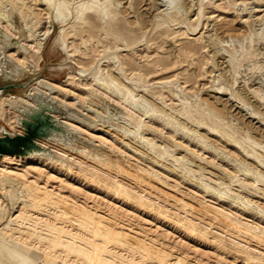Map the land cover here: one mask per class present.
Masks as SVG:
<instances>
[{"label":"rangeland","instance_id":"obj_1","mask_svg":"<svg viewBox=\"0 0 264 264\" xmlns=\"http://www.w3.org/2000/svg\"><path fill=\"white\" fill-rule=\"evenodd\" d=\"M176 3L169 9L162 0H58L50 15L40 0H0V13L13 4L29 25L24 33L36 32L21 44L26 55L9 53L30 72L17 82L35 78L30 93L46 92L40 83L54 85V97L70 106L75 136L93 146L79 144L76 152L40 142L53 160L0 155V264H258L168 216L264 255L263 244L189 208L203 203L219 218L264 234L261 218L197 188H221L264 211V0ZM10 34L21 41L17 29ZM4 40L0 33V45ZM15 74L3 72L0 86ZM110 80L120 97L101 87ZM26 90L0 94V136L24 132L4 101H28ZM141 99L160 117L134 112ZM128 113L150 130L138 132ZM126 191L165 214L133 203Z\"/></svg>","mask_w":264,"mask_h":264},{"label":"bare ground","instance_id":"obj_2","mask_svg":"<svg viewBox=\"0 0 264 264\" xmlns=\"http://www.w3.org/2000/svg\"><path fill=\"white\" fill-rule=\"evenodd\" d=\"M164 1V3L166 4V6L170 9L174 3H176V0H162ZM40 2L43 4V6H45L49 12V14L51 15L52 12H57L59 10V4H58V0H40ZM7 3H11L10 1H7ZM162 3V2H161ZM163 4V3H162ZM177 4V3H176ZM176 6V5H175ZM179 6V5H178ZM177 6V7H178ZM166 9V8H165ZM168 9V10H169ZM178 9V8H176ZM20 14L21 11L19 8H17L16 6H14L13 4H11V10L5 14L0 13V33L1 36L5 38V44L4 45H0V61L3 64V68H4V72L6 73V70H13L16 72L15 76H14V80L13 81H18L21 80V77L23 75H28L30 74V72H27L24 68H22V66H20L21 64L17 63V60L15 61L13 59V57H11L9 55V53L11 51H14L15 49H17L18 51H22L23 55H26L28 53V49L27 48H22V43L23 41L26 42H33L34 39L36 38V32H32L31 35H27L25 34L26 32L24 31L29 25L28 24H21L20 21ZM13 17H15V21L13 22L12 19ZM51 19V17L49 18ZM7 24V25H6ZM52 24V23H51ZM6 26L8 29H6ZM17 26V27H15ZM23 26V28H22ZM53 26V25H52ZM11 27L15 28L18 30V34H16V36H20L21 41H17L16 39H13L11 34H10V29ZM54 28V27H53ZM22 32L24 33V35L22 36ZM51 35V34H50ZM39 40L37 39L36 42H38ZM17 46V47H15ZM3 53V55H1ZM4 58V60H3ZM3 60V61H2ZM28 60V59H25ZM29 62V61H27ZM14 68V69H13ZM17 68V69H16ZM16 69V70H15ZM37 73V72H34ZM32 74V73H31ZM41 80V79H39ZM38 80V81H39ZM37 81V82H38ZM40 86L42 87L41 90H45L46 92H42L40 90H37V92L35 93H30V88L29 87L26 90V95L23 96L25 99H27L28 101H25L24 99L20 98V96H16L15 99H11L9 98L7 101H4L5 104H7L10 107V110L15 111L16 113H14L15 116V121L17 120V125L20 127V118L22 117L21 111L23 109H29L30 107H36L34 102L30 99V97L36 95V94H42L44 96H47L48 98H51L52 101H55L57 103H59V105H61L62 107H64L65 109H68L70 106H64L62 104V102L55 98L54 95L56 94V92H54L55 89H57L54 85H51L47 82H43L42 84L40 83ZM101 87L106 90L107 93H110L112 95H114L115 97H120L121 96V90L119 89V87L117 86V83L114 80H110L109 84H103L101 85ZM93 97L95 96L94 92H92ZM107 95V94H106ZM12 96V95H10ZM2 97H6V96H1ZM97 98V97H96ZM103 98V97H102ZM102 98H100V103H102ZM107 99V98H106ZM105 99V100H106ZM104 101V99H103ZM108 100H106L107 102ZM108 103V102H107ZM106 103V104H107ZM103 105L105 104V101L102 103ZM6 107V106H5ZM133 110L134 112H138L143 115L141 116H150V117H160L158 110H156L153 106H151L146 100H139L138 103H136V105L132 104ZM87 109L89 110L88 113H90V111H92L90 108L87 107ZM119 110V109H118ZM126 110L123 108L122 111L119 113V115L117 116L119 120L125 118L124 116V112ZM136 113H128V115L126 116V119L128 121H133V120H138V125H137V131H149L150 129H144L143 123L140 121V117H138L137 115H135ZM101 116V115H100ZM54 117L58 120H62V125H64V127H66L68 129V131L70 132V135L68 136V138L66 139V141L62 140V139H51V140H41L39 141V145L40 142H46L48 144L51 143H56V144H64L65 146L68 148H72L73 150H76V152H78L77 150H79V144L87 146V147H93L89 142L85 141L84 139H79L74 135H77L78 133L76 131L73 130V126L70 124V122H74L72 120V115H66L65 117H60L59 114H54ZM99 118V117H98ZM152 119V118H151ZM105 120V119H104ZM157 120V119H156ZM82 122H84L83 120H81ZM76 123V122H75ZM111 124V123H110ZM167 125L169 126L170 123H167ZM173 125V124H172ZM115 126V124H114ZM172 127V126H171ZM198 127V126H197ZM21 128V127H20ZM174 128V127H173ZM144 129V130H143ZM175 129V128H174ZM22 130V128H21ZM187 129H185L186 131ZM180 131V130H179ZM23 132V130H22ZM189 132V131H188ZM191 132V131H190ZM24 133V132H23ZM22 133V134H23ZM2 136L4 134H10V135H15V134H19L17 132L15 133H10L7 132L6 130H3L1 132ZM73 137H72V136ZM188 135V134H185ZM131 137V136H130ZM133 139V138H132ZM80 142V143H79ZM200 142V141H198ZM200 144H206L205 141H202ZM209 144V143H208ZM79 145V146H78ZM41 146V145H40ZM42 147V146H41ZM81 147V146H80ZM98 147V146H96ZM44 148V147H43ZM204 148V147H203ZM85 149V148H84ZM133 151H135L136 153L141 155V152H139L137 149H134L132 147ZM212 150V149H211ZM80 151V150H79ZM82 151V150H81ZM85 152L87 153L88 156H90L92 159L95 160V155L93 154L94 151H91L90 149H85ZM250 153V152H249ZM101 154V153H100ZM107 155V154H106ZM1 156H14V155H1ZM102 156V155H101ZM115 156V155H114ZM15 157H20V156H15ZM105 157V156H104ZM22 159H32V158H44V159H54V156L51 154H39V155H34L31 157H27V158H23L20 157ZM99 158V156H98ZM119 158V157H117ZM146 158V157H145ZM104 159V158H103ZM228 159V158H227ZM65 160V159H64ZM115 160V158H114ZM149 160V159H148ZM250 161V160H249ZM61 162V161H60ZM59 162V163H60ZM109 162V161H108ZM236 162V161H235ZM62 165V163H60ZM121 164V163H120ZM65 165V163H64ZM117 165V164H116ZM119 165V164H118ZM72 166V165H71ZM239 167L243 166V163H239V165H237ZM121 169V168H120ZM248 169V168H247ZM244 169L245 173H248V175L250 176V170ZM184 172V171H183ZM243 172V173H244ZM253 172V171H251ZM119 173V172H118ZM254 173V172H253ZM184 175V173H182ZM130 177H132L135 181L141 179V183H144L143 179L140 177H135L132 176L130 173L127 174ZM126 175V176H127ZM256 175V174H253ZM259 175V174H257ZM147 176V175H146ZM261 176V175H260ZM185 177V176H184ZM183 177V178H184ZM248 177V176H247ZM254 177V176H252ZM258 177V176H257ZM262 177V176H261ZM187 180V179H186ZM103 183H106V181L101 180ZM257 182V181H256ZM198 183V182H197ZM193 185V184H192ZM197 188H199L201 191H203V193L205 192V194L209 195V197L216 199L219 202H223V203H233L234 206H236L237 208H239L241 211H243L246 214H249L251 216H258L259 218H261L262 222L264 223V211L260 209L259 206H252L251 202H243V199L241 198H236L234 194L231 193H225L221 188H213L211 186L208 185H204L202 182H199L197 184ZM258 193V192H257ZM120 195L123 196V191L120 192ZM128 199H130L133 203L135 204H140L141 207H144L145 209H152L160 214H165V211L157 206H155L154 204L148 203L146 201L141 200V198L137 195H135L134 193H131L129 191H126V195H125ZM194 198V197H193ZM169 199V197H168ZM177 203H182L179 200H175ZM199 201V200H198ZM242 201V202H241ZM202 202V201H201ZM183 204V203H182ZM201 204V208L197 209L193 206H189V208L197 213L202 214L204 217H211L212 219H215L219 222L220 227H222L223 229H230L232 231H235L236 233L239 232V234H242L243 236L247 237L250 240H253L257 243H261L264 245V234L263 236H257L255 235L252 230L253 228H240L238 225L234 224L230 219L228 218H223V217H218L217 215H215L213 212V209H211L208 205H205L203 203ZM185 206V205H184ZM183 210V207H182ZM190 211V210H188ZM187 214L189 215V212H187ZM196 214V213H195ZM65 215V214H64ZM67 215V214H66ZM172 216H168L170 217V219H178L179 223L182 224V226L189 232L200 236V237H208L212 235V240L215 244H217L219 247H221L224 250L229 251L230 253H235L238 255H244L246 257H248L250 260L252 261H256L258 264H264V255H257L254 253L249 252L247 249L243 248V247H239L238 244L234 243L233 241L230 240H226L223 239L222 237H220L219 235L211 232V231H207L206 228L193 223L192 221L185 219V218H178V217H173ZM187 217V216H186ZM189 217V216H188ZM81 221V220H79ZM202 224V223H201ZM209 225V224H208ZM80 226V225H79ZM68 234V233H67ZM104 234V233H103ZM242 236V238H243ZM103 237V236H102ZM125 237V236H124ZM227 237V236H226ZM78 238V237H76ZM80 240V239H79ZM85 241V240H83ZM131 241V240H130ZM252 241V242H253ZM79 243V242H78ZM134 243V242H133ZM64 246V245H62ZM66 246V245H65ZM130 246V245H128ZM157 251V250H155ZM77 256V254H76ZM80 257V256H79ZM123 261V260H122ZM33 264V263H32ZM108 264V263H107Z\"/></svg>","mask_w":264,"mask_h":264},{"label":"water","instance_id":"obj_3","mask_svg":"<svg viewBox=\"0 0 264 264\" xmlns=\"http://www.w3.org/2000/svg\"><path fill=\"white\" fill-rule=\"evenodd\" d=\"M3 72L0 68V77ZM34 80L35 78L25 82L12 81L13 83L0 86V94L14 89H28ZM30 99L36 107L21 111L22 117L19 124L23 128L24 133L0 136V155L27 158L39 154H50V150L41 147L39 141L54 138L66 141L70 135L68 129L62 125V120L54 117L55 113L59 114L60 117H65L71 112L70 109H65L59 103L42 94H36ZM73 136L75 135L73 134Z\"/></svg>","mask_w":264,"mask_h":264}]
</instances>
